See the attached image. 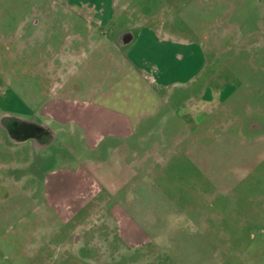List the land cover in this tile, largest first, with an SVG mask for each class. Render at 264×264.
<instances>
[{
  "label": "rangeland",
  "instance_id": "obj_1",
  "mask_svg": "<svg viewBox=\"0 0 264 264\" xmlns=\"http://www.w3.org/2000/svg\"><path fill=\"white\" fill-rule=\"evenodd\" d=\"M263 39L264 0H0L1 263L108 261L101 215L127 193L112 186L141 181L165 209L156 220L155 208L138 202L149 222L142 229L192 227L188 245L211 240L220 264H264ZM65 48L77 56L58 70ZM159 71L166 77L157 80ZM203 86L233 97L186 125L184 98ZM59 92L127 114L131 139L87 148L78 125L54 118ZM125 147L131 156L158 151L128 165ZM74 161L83 169L72 170ZM87 162L100 163L89 166L96 176ZM107 196L104 206L90 204ZM185 251L172 243L171 257L150 243L116 264H214Z\"/></svg>",
  "mask_w": 264,
  "mask_h": 264
},
{
  "label": "crops",
  "instance_id": "obj_2",
  "mask_svg": "<svg viewBox=\"0 0 264 264\" xmlns=\"http://www.w3.org/2000/svg\"><path fill=\"white\" fill-rule=\"evenodd\" d=\"M71 7L72 6L70 5H68V7L64 5V8L66 10L73 11L74 13V11H76L77 9L74 7L72 8ZM84 22H87V20ZM94 23H95V26H98V28L99 26L103 24L102 22L100 23L96 19L94 20ZM87 37L91 41V43H95L96 36L88 35ZM260 44H262L264 48V39L261 40ZM75 56L77 55H75L73 50H68L66 48L65 50L61 49V51L58 50V66H57L59 67L58 70H60L62 63L64 62L72 64L76 59ZM124 58H125L124 62L131 67L130 69L134 68L139 72H143V71H140L142 69H138L134 64H132L126 56ZM171 60L175 61L172 58ZM262 69L264 70V67ZM176 70L179 72L181 69L177 68ZM57 72L61 73V71H57ZM180 75L182 74H178L176 75V77ZM162 77H166V74H163L161 71H159L157 73V80L161 79ZM186 85H183V88ZM56 86H57L56 89H60L59 84L56 83ZM207 91L209 92V94L206 93ZM167 96L171 97L172 94L169 93L167 94ZM232 97L233 96H222L220 92L217 93L215 88L212 87L208 89V87L203 86V90H201L198 94H195L194 96L186 95L183 101L185 106L181 107L182 110L180 111V113L183 116L187 115L188 119L191 121V122L190 121L186 122V125L189 124V126L195 127L203 122L204 117H206L207 115H212L215 112V109H220L221 105L227 100L231 99ZM191 99H194L195 101L191 103L190 102ZM90 100L91 99H88L87 96L85 100H82V99L80 100V97L76 96L72 98L70 97L69 94H66L65 92H62V94L59 92V94H57L55 97L54 118L60 121L65 120L66 122H68V124L71 123L73 125L74 124L78 125L82 129V134H83L82 138L83 140H85V143H86L85 146L87 148H92L94 146L98 147L100 146L101 142L107 139H110L109 140L110 142H114L115 140L127 142V139L128 140L131 139L133 135V131H134L133 129L134 124L131 122V119L127 116V114L116 112L107 105H102V104L97 105L96 102L90 101ZM226 108L229 109L228 106L222 107V109H226ZM226 111H229V110H226ZM198 115H200L199 119L195 120V117H197ZM191 118L194 119V121H192ZM57 120L55 121L59 122ZM232 121L234 122V125H235L234 127L239 128L234 131L238 133H242L243 128L241 126V123L238 121V119L235 117ZM229 125H230L229 122L224 123V126H229ZM233 141L236 142L235 139H233ZM225 144L227 143L225 142ZM157 151H158L157 148L153 147L152 149L146 150L145 153L143 152H140L139 154L134 153L131 156L130 150H128V148L125 147L124 157L128 159V157L131 156V158L129 159L128 165H131V164L137 165V163H139L140 161L141 162H143L144 160L146 161L147 158H150L151 156L157 154ZM74 162L75 163L72 166V170H76L77 167L80 169H83L81 166L82 165L81 163H78V161H74ZM98 164L100 163H97L94 165L91 162L90 163L87 162L86 170L88 169L89 171L94 172V175L96 176L97 172L94 171L92 167L95 168V166ZM89 166H92V167H89ZM231 174L233 173L231 172ZM75 176L76 174L73 173V177ZM104 180H107V179H104ZM122 180H125V179H122ZM78 184H79L78 186L80 187L82 186L80 181ZM121 186H124V188H126L125 191L127 193L122 194V196H120L119 198L111 202L110 206H108V208L105 209L106 214L101 215L102 216L101 221L102 219L108 221L107 227L109 229L107 231L109 233L108 235L110 238L108 240V243H109L108 248L113 253V256L111 257V259H109L108 261H105L104 263L90 262L87 264H116L119 261V257H118L119 255H123L124 258L128 257L131 252H134L137 249L140 250L143 247V245L150 244V243L155 244V250L160 251V253L164 255L170 254V256L172 257V243H174L176 244V247H177V253L183 255L182 257H184V255L186 254L185 250H188V253L194 254L195 253L194 249H196L197 251H200L197 255H201V256L205 255L207 259H212V257H214L213 259L214 264H220L219 263L221 259L220 255L217 254L215 249H212L211 244H210L212 243L211 240H207V239L200 240L199 241L200 243L198 245L193 244L194 242L190 241L191 246L188 245L189 241L186 237L190 238V237L196 236V235H192L191 233L192 227H191V230H189L187 226H180L178 227L176 233L175 232H172V233L169 232L166 234H164L163 232L158 233V234L166 235L163 237L162 235L155 236V233L153 232L150 233L147 230L142 229V226H140V223L148 224L149 222L146 221V219L141 218V217H146L147 214L140 211V205L138 204V202L144 201L147 203L145 205L146 207H151L152 209L155 208L156 220H159V216L161 215L163 210H165L164 206L161 204L160 201H156L153 198L152 195L154 194V191L146 187V185L141 181L135 182L131 189H128L125 184L122 185V181H121V185L117 184V185L112 186V193L114 192L117 193L118 190H120ZM0 189H4L5 190L4 193H8L7 188L4 187V185H0ZM97 191H100V189H98ZM56 195L57 194H55V196ZM156 198L158 197L156 196ZM89 200L91 201V199H88V201ZM88 201L85 202L84 204L88 203ZM106 201H111V198L107 196V197H104V200L102 201H95L94 199L90 202V204L98 203L104 206V203ZM157 202H159V204ZM79 211H80V208L77 210V213H79ZM157 224L159 223L157 222ZM163 238L166 239V242H163L164 240ZM169 243L171 244V248H170ZM76 260H80V259H76ZM1 262L4 263V261H0V264H3ZM6 264H9V262Z\"/></svg>",
  "mask_w": 264,
  "mask_h": 264
},
{
  "label": "flooded vegetation",
  "instance_id": "obj_3",
  "mask_svg": "<svg viewBox=\"0 0 264 264\" xmlns=\"http://www.w3.org/2000/svg\"><path fill=\"white\" fill-rule=\"evenodd\" d=\"M5 194V193H4Z\"/></svg>",
  "mask_w": 264,
  "mask_h": 264
}]
</instances>
